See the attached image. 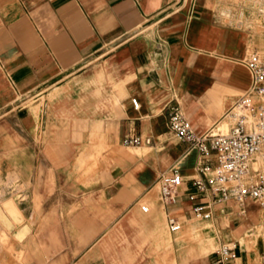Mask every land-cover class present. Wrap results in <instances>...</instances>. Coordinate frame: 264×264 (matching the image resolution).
Masks as SVG:
<instances>
[{
  "label": "crops",
  "instance_id": "obj_1",
  "mask_svg": "<svg viewBox=\"0 0 264 264\" xmlns=\"http://www.w3.org/2000/svg\"><path fill=\"white\" fill-rule=\"evenodd\" d=\"M258 9L256 0H0V178L17 177L0 185V204L21 186L19 213L0 215V264L14 253L34 264H215L217 236L207 252L173 247L182 226L246 212L229 228L235 258L224 264H253L241 241L256 201H213L208 219L194 218L191 206L210 197L187 198L199 155L167 118L177 102L195 133L227 128L251 82L247 57L264 55ZM126 134L149 144L126 147ZM171 170L181 181L164 203L157 177Z\"/></svg>",
  "mask_w": 264,
  "mask_h": 264
},
{
  "label": "built area",
  "instance_id": "obj_2",
  "mask_svg": "<svg viewBox=\"0 0 264 264\" xmlns=\"http://www.w3.org/2000/svg\"><path fill=\"white\" fill-rule=\"evenodd\" d=\"M259 2V12L264 17V0ZM245 65L250 72L251 82L248 89L234 100L224 117L228 126L224 131L207 130L195 133L177 102L168 105V128L175 138L195 147L199 155L197 171L200 176L191 180L194 188L187 198L193 200L196 194H209V201L194 203L192 216L196 219H208L213 201L233 200L244 206L247 199L264 205V55L252 52ZM130 102L138 107L135 98ZM126 147L149 144L148 137L126 134L121 138ZM254 164H257L255 167ZM181 181L175 170L160 173L157 177L161 201L173 202L177 187ZM140 210L145 212L146 205ZM167 229L175 232L180 223L173 217L167 219ZM234 241L220 243L214 250L215 264H224L235 258ZM264 250V245H263ZM14 264H34L16 262Z\"/></svg>",
  "mask_w": 264,
  "mask_h": 264
},
{
  "label": "rangeland",
  "instance_id": "obj_3",
  "mask_svg": "<svg viewBox=\"0 0 264 264\" xmlns=\"http://www.w3.org/2000/svg\"><path fill=\"white\" fill-rule=\"evenodd\" d=\"M257 29H260V27L257 26ZM96 161L97 158L92 157L89 158L86 162H92V168H94L97 166L96 163H94ZM254 166L256 167L257 164H254ZM16 178L17 177L14 174L8 173L5 179L0 178V185H4L9 182H15ZM14 187H16L17 189L15 188L14 191L11 192V194L8 195L6 198L7 200L11 199L16 204V190H19L21 186L14 185ZM3 203L0 204V207L2 206V210L0 209V215L3 211H5ZM252 205H248V210L256 211L255 214L259 215V217L258 220H255L250 225V228H252V230L249 233L252 234L250 236H245L241 242L245 243L244 245H246V249L249 252L254 249L252 252L255 253L256 261H254L253 264H264V253L262 254L261 252H259L260 250L263 251L264 245V205H261L260 203L258 204L257 202ZM250 214V212H246V214L244 215L236 216L234 215V213H229L227 220L218 217L216 221H213V223L211 221H200L192 219V222L190 221L188 225L182 226L180 235H178V238L174 240L176 244H174L173 247H177L179 249L178 251H181L186 248H189L190 251L198 248L205 250V252L213 250L216 246V244L213 243V240H216V237L212 238V236H217L220 240V243L229 240H234L230 239L229 228H232V226L237 224L239 219L236 217L245 218L249 217ZM226 221L228 222L227 224ZM244 232H247V230ZM0 234H4L2 229H0ZM235 239L238 240V237ZM244 245H242V247H244ZM4 246L5 241L0 240V250H2ZM258 247H260V250H258ZM20 260L21 258L19 257V255L17 253H14L12 255V259L9 261L8 264H14L16 261Z\"/></svg>",
  "mask_w": 264,
  "mask_h": 264
},
{
  "label": "bare ground",
  "instance_id": "obj_4",
  "mask_svg": "<svg viewBox=\"0 0 264 264\" xmlns=\"http://www.w3.org/2000/svg\"><path fill=\"white\" fill-rule=\"evenodd\" d=\"M3 205H4V209L10 214V215H13V214H15V213H17L18 212V210H17V207H16V205L14 204V202L12 201V200H6V201H4V203H3ZM1 211V210H0ZM4 212V211H3ZM19 213V212H18ZM21 215V214H20ZM22 216V215H21ZM4 217H5V215H4ZM13 218V217H12ZM7 219V218H6ZM9 219V218H8ZM19 219V218H18ZM21 219H22V217H21ZM24 219V218H23ZM15 221H17V220H15ZM22 221V220H21ZM9 222V221H8ZM20 222V221H19ZM20 223H22V222H20ZM8 228V227H7ZM11 230V229H10ZM264 233V232H263ZM18 235V234H17ZM19 236V235H18ZM15 237H16V235H15ZM20 237V236H19Z\"/></svg>",
  "mask_w": 264,
  "mask_h": 264
}]
</instances>
